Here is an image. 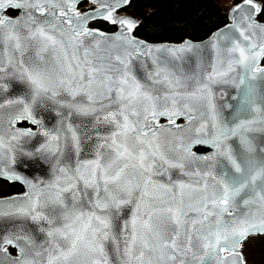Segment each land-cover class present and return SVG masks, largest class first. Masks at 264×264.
<instances>
[{
  "label": "snow or ice",
  "instance_id": "6c2138e0",
  "mask_svg": "<svg viewBox=\"0 0 264 264\" xmlns=\"http://www.w3.org/2000/svg\"><path fill=\"white\" fill-rule=\"evenodd\" d=\"M81 2L0 0V176L27 188L0 200V264H247L264 236V0H234L205 42L159 45L135 35L132 0ZM18 154L51 179L17 175Z\"/></svg>",
  "mask_w": 264,
  "mask_h": 264
},
{
  "label": "trees",
  "instance_id": "16d2710c",
  "mask_svg": "<svg viewBox=\"0 0 264 264\" xmlns=\"http://www.w3.org/2000/svg\"><path fill=\"white\" fill-rule=\"evenodd\" d=\"M86 4L79 5L82 11L92 8ZM126 12L140 16V27L135 35L155 43H178L185 39L201 41L229 22L228 11L219 0H132ZM90 26L108 33L117 29L106 21H97ZM202 150L205 151H199ZM22 192L21 184L0 179V198ZM243 251L247 264H264V236L250 237Z\"/></svg>",
  "mask_w": 264,
  "mask_h": 264
},
{
  "label": "water",
  "instance_id": "95a60500",
  "mask_svg": "<svg viewBox=\"0 0 264 264\" xmlns=\"http://www.w3.org/2000/svg\"><path fill=\"white\" fill-rule=\"evenodd\" d=\"M81 3H84V0H82ZM96 7H98V5ZM129 15H131V14H129ZM228 19H229V22L227 24L231 23V19H230V9L228 11ZM96 21H101V20H96ZM223 27H225V26H223ZM117 30L118 29H116V31ZM100 31H102V30H100ZM116 31L109 32V33L108 32H105V31H102V32H105L108 35H112ZM208 38L209 37H207L206 39L201 40V41H193V40H191V41L193 43H202V42L207 41ZM185 40H190V39H185ZM146 42L149 43V44H153V45H159V44H179V43H181V42H178V43H175V42H163V43L162 42H159V43H155V42H149V41H146ZM141 71H143V69H141ZM229 91H231V89H229ZM12 93H13V95H22L24 93L23 86L20 85V84L14 83L13 84V88H12ZM41 115H42V118L44 119V124H45V127L46 128L54 129L55 127L58 126V123L57 122L59 120V117H57L55 115V109H49V110H46V111L45 110H41ZM73 119L76 121L77 124H80L81 119H83V118H75L74 117ZM163 122L164 121L162 120L161 123H163ZM17 126L18 127H21V125H17ZM27 127H33L35 129V126H32V125H28ZM80 130L83 131L82 128ZM43 140H44L43 137H38V138L32 139L31 141H26L24 143L25 150L26 151H33L34 150V146H38V142L37 141H39V143H43ZM88 145H89V142L88 141L82 140V145H81L82 146L81 158H85V159L86 158H90L91 153L89 151ZM198 147H203V146H197L194 149H196ZM203 148L204 149H207L208 151H210V149H208L206 147H203ZM207 152H205V153H198V154H206ZM74 159H75V157L73 156V160ZM8 167L11 168V170L14 171L17 175H21V176H23L26 179H32V180L39 179V180H45L46 181V180L51 179V176H52L51 168L49 167V165H48L47 162H41L39 164H34L31 159H25V158L19 156V154L17 155V163L15 165H9ZM0 179L1 180L8 181L10 183H19L23 187V192L22 193L13 194V195H10V196H7V197H1L0 200H6V199H9L11 197L20 196V195H22L27 190L26 186L21 181H19V180H10L6 176H0ZM6 223H7L6 221L0 220V226L5 225Z\"/></svg>",
  "mask_w": 264,
  "mask_h": 264
},
{
  "label": "rangeland",
  "instance_id": "374dc122",
  "mask_svg": "<svg viewBox=\"0 0 264 264\" xmlns=\"http://www.w3.org/2000/svg\"><path fill=\"white\" fill-rule=\"evenodd\" d=\"M219 1L227 9V11H229V9H231L233 7L234 0H219ZM86 5H87V7H92L93 6L91 4H86ZM138 17H140V16L136 15L135 18L139 22L140 19Z\"/></svg>",
  "mask_w": 264,
  "mask_h": 264
},
{
  "label": "flooded vegetation",
  "instance_id": "af4514ba",
  "mask_svg": "<svg viewBox=\"0 0 264 264\" xmlns=\"http://www.w3.org/2000/svg\"><path fill=\"white\" fill-rule=\"evenodd\" d=\"M6 14H7V13H6ZM201 149H204V148H203V147H198V148L194 149V151H196L197 153H205V152L208 151L207 149H205V151H204V150L199 151V150H201Z\"/></svg>",
  "mask_w": 264,
  "mask_h": 264
}]
</instances>
